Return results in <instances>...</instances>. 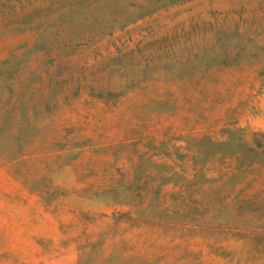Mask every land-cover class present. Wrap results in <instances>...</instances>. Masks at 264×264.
Masks as SVG:
<instances>
[{
	"label": "rangeland",
	"instance_id": "obj_1",
	"mask_svg": "<svg viewBox=\"0 0 264 264\" xmlns=\"http://www.w3.org/2000/svg\"><path fill=\"white\" fill-rule=\"evenodd\" d=\"M0 264H264V0H0Z\"/></svg>",
	"mask_w": 264,
	"mask_h": 264
}]
</instances>
